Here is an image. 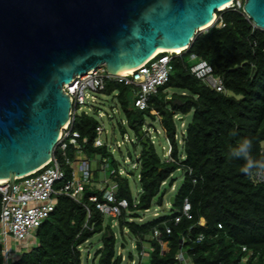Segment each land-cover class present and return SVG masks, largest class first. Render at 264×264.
I'll return each mask as SVG.
<instances>
[{
  "label": "trees",
  "instance_id": "1",
  "mask_svg": "<svg viewBox=\"0 0 264 264\" xmlns=\"http://www.w3.org/2000/svg\"><path fill=\"white\" fill-rule=\"evenodd\" d=\"M216 14L218 20L198 32L187 50L173 55L167 81L150 95L145 108L134 105L131 86L106 82L101 93L115 97L132 132L130 142L138 149L136 170L121 174L109 147L94 146L98 121L84 112L74 116L72 131L79 135L82 153L88 159L97 155L102 165L111 166L114 197L127 203L117 224L121 233L126 230L133 237L137 252L145 250L140 264H177L178 252L191 264H240L246 254L242 247L252 252L246 264H264V182L242 173L246 161L231 155L247 140L251 143L248 161L264 162V31L253 28L241 9L229 7ZM194 60L211 66L223 92L190 73ZM189 112L192 118L178 143L174 120ZM148 121L153 132L152 123L158 122L173 160L157 151L145 128ZM126 127L118 123L122 135ZM54 153L66 179L70 178L71 170L58 149ZM74 153L69 144L66 156L73 159ZM178 169L183 170V181L173 195L170 212L142 222L141 213L149 210L154 199L163 204L161 186L168 181L171 187L170 177ZM133 176L139 183L137 196L130 187ZM104 192L105 187L87 184L79 202L58 195L54 211L36 231V245L8 264H82L81 246L99 233L101 246L90 264H122L112 225L104 223V215L89 199L94 195L103 202ZM185 202L190 217L183 214ZM155 229L158 236H153ZM128 258L133 261L130 253ZM0 264H5L1 250Z\"/></svg>",
  "mask_w": 264,
  "mask_h": 264
},
{
  "label": "water",
  "instance_id": "2",
  "mask_svg": "<svg viewBox=\"0 0 264 264\" xmlns=\"http://www.w3.org/2000/svg\"><path fill=\"white\" fill-rule=\"evenodd\" d=\"M231 1L0 0V179L51 159L74 76L99 66L117 75L158 49L184 50ZM241 10L264 31V0H243Z\"/></svg>",
  "mask_w": 264,
  "mask_h": 264
},
{
  "label": "built area",
  "instance_id": "3",
  "mask_svg": "<svg viewBox=\"0 0 264 264\" xmlns=\"http://www.w3.org/2000/svg\"><path fill=\"white\" fill-rule=\"evenodd\" d=\"M242 3L243 0H232L227 7L241 9ZM217 20L218 16L215 17L213 24ZM252 26L256 28L253 24ZM185 50L187 48L180 52H160L163 55L156 53L144 64L131 69L126 74L111 75L106 72L104 66H99L81 76H74L70 83L63 85L64 91L71 100L70 118L61 129L55 150L58 149L64 163L70 168V178L66 179L65 172L53 153L51 159L40 168L24 176L14 177L12 181L10 179L0 181V250L4 255L5 264H8V257H12L13 261L17 260L23 252L29 251L36 245V231L54 211L58 195L63 194L79 202L84 187L90 182L89 160L87 157H77L78 154H82V149L77 140L78 133L72 131L75 114H78L81 108L94 102L93 96L89 93H101L108 81L123 83L131 86L134 105L143 109L146 107L150 95L156 92L158 86L167 81L170 60ZM190 73L205 86L219 92L224 91L221 79L213 74L211 66L204 60L193 64L190 67ZM103 132H105L103 127L98 125L94 146L103 144L101 139ZM83 141L86 139L84 138ZM69 144L75 149L73 159L68 158L65 154ZM168 149L169 153L165 157L171 161L173 159L170 157L169 146ZM74 161L79 162L76 169L73 167ZM252 178L256 182H264V170L254 172ZM115 191L116 185L111 182L105 188L103 195L105 201L98 202L94 195L89 198L96 203V208L104 215V218L109 216L113 218L112 223L118 218L121 210L127 208L125 200L116 201ZM188 210L189 204L185 202L183 214L190 217ZM178 220V217L175 218V222ZM199 223L203 224V221L200 220ZM166 232H169L168 227H166ZM158 235L159 231L155 229L153 236ZM200 238L201 236H199ZM11 244L14 246L12 253L9 250ZM242 251L246 254L241 258L240 264H246L252 252L245 247H242ZM144 254L145 250H141L138 252V257ZM175 259L177 264H191L181 252L175 255Z\"/></svg>",
  "mask_w": 264,
  "mask_h": 264
},
{
  "label": "rangeland",
  "instance_id": "4",
  "mask_svg": "<svg viewBox=\"0 0 264 264\" xmlns=\"http://www.w3.org/2000/svg\"><path fill=\"white\" fill-rule=\"evenodd\" d=\"M193 62L195 63L196 60ZM89 95L93 96L94 102L81 108V110L78 111V114L85 112L86 114L93 116L98 121L99 125L103 127L105 132L101 134V139L103 144L105 143L109 147V151L116 160V165L118 166L121 174H127L131 170H136L137 167L134 163V156L137 157L138 149L135 151L132 143L130 142L132 132L125 125L124 115L121 112L115 97L113 94L104 93H89ZM191 118L192 112H189L185 115L176 116L174 122L177 129L178 143L181 142L180 136L185 130L187 124L190 122ZM120 122L126 127L124 135L120 133L118 128V123ZM149 126L150 125L148 121L145 128L150 132L157 151L165 157L169 153V149L158 122L155 121L152 123L153 128H155V132H153V129L149 128ZM97 157L98 156L95 155L88 159L91 169V179L89 185L90 187L103 189L105 186L102 182V179L109 178V169H111V166L109 164L102 165L99 162V157ZM78 164V161H74L73 167L76 169ZM170 178L174 179V183L171 187H169L168 181L161 186V189L165 191L163 204L159 206L156 202V199H154L149 210L141 213L142 222L152 220L157 216H162L170 212L171 205L169 203V197L175 195L179 186L181 185L183 181V170H176L172 173ZM129 180L132 193L134 196H137L140 190L139 183L134 176L130 177ZM104 223H107V217L104 218ZM111 228L117 238V253H120L122 257V264H140L139 261L141 262V259L139 260L133 237L126 230H124V233H121L117 224V219L114 220ZM100 239L101 233L95 234L90 240L81 246L80 250L82 264L91 263L94 252L101 246ZM13 249L14 246L11 244L9 247L11 253ZM128 253L132 255L133 262L129 260ZM143 259L144 257L142 260ZM12 261V257H8V262L11 263Z\"/></svg>",
  "mask_w": 264,
  "mask_h": 264
},
{
  "label": "clouds",
  "instance_id": "5",
  "mask_svg": "<svg viewBox=\"0 0 264 264\" xmlns=\"http://www.w3.org/2000/svg\"><path fill=\"white\" fill-rule=\"evenodd\" d=\"M242 147L238 148L237 150L233 151L231 153L233 158H242L244 161H246V164L244 167H242L241 171L245 175L251 176L253 173L260 169L264 170V162L256 163L255 161L249 162L247 158V152L248 148L250 147L251 143L247 140H245L242 143Z\"/></svg>",
  "mask_w": 264,
  "mask_h": 264
},
{
  "label": "bare ground",
  "instance_id": "6",
  "mask_svg": "<svg viewBox=\"0 0 264 264\" xmlns=\"http://www.w3.org/2000/svg\"><path fill=\"white\" fill-rule=\"evenodd\" d=\"M230 4V2H228V3H226L225 5H223L221 8H225V7H227L228 5ZM220 8V9H221ZM215 15H214V17H213V19H215ZM183 48H176V49H158L157 51H156V53H160V52H180L181 50H182ZM155 53V54H156ZM131 71V69H129V70H125V71H121L120 73L121 74H126V73H129ZM3 179H0V181H2Z\"/></svg>",
  "mask_w": 264,
  "mask_h": 264
},
{
  "label": "crops",
  "instance_id": "7",
  "mask_svg": "<svg viewBox=\"0 0 264 264\" xmlns=\"http://www.w3.org/2000/svg\"><path fill=\"white\" fill-rule=\"evenodd\" d=\"M77 157L81 158V157H86V156L82 153V154H78ZM97 158H98V157H97ZM99 162H100V161H99ZM100 163H101V162H100ZM102 182H103L104 186L106 187V185H107L108 183H111L112 181L110 180V178H103V179H102ZM94 188H96V187H94Z\"/></svg>",
  "mask_w": 264,
  "mask_h": 264
}]
</instances>
